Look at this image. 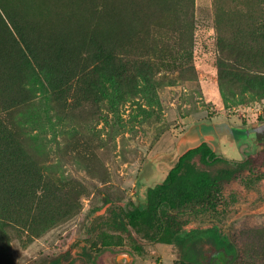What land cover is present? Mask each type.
Wrapping results in <instances>:
<instances>
[{
  "label": "rangeland",
  "instance_id": "374dc122",
  "mask_svg": "<svg viewBox=\"0 0 264 264\" xmlns=\"http://www.w3.org/2000/svg\"><path fill=\"white\" fill-rule=\"evenodd\" d=\"M258 6L0 0V119L24 155L22 174L0 175V264H182L121 213L202 142L235 161L264 147V34L247 31ZM210 228L238 247L231 263L264 264V181L232 185L186 232ZM205 248L196 259L215 264Z\"/></svg>",
  "mask_w": 264,
  "mask_h": 264
},
{
  "label": "trees",
  "instance_id": "16d2710c",
  "mask_svg": "<svg viewBox=\"0 0 264 264\" xmlns=\"http://www.w3.org/2000/svg\"><path fill=\"white\" fill-rule=\"evenodd\" d=\"M247 1L259 3L257 8L247 11V31L264 34V0ZM26 45L28 46L25 42ZM27 54H31L37 65L41 64L38 52L29 49ZM62 76L69 80L72 74L66 72ZM17 143L18 138L0 119V175H20L24 172L22 166L14 167L13 164H21L24 156L19 152ZM197 158L200 165L194 162ZM262 181L264 147L256 154L235 161L218 154L208 143L202 142L184 152L170 169L164 182L149 190L145 207H134L122 212V220L126 229L130 227L137 234L151 240L175 245L182 264H201L196 258L209 244L218 247L215 264H233L227 256L238 254L236 244L221 238L214 228L195 229L187 233L186 227L195 214L216 212L224 194L232 185L258 184ZM87 257L89 264H96L93 256ZM51 264L63 263L56 259Z\"/></svg>",
  "mask_w": 264,
  "mask_h": 264
},
{
  "label": "flooded vegetation",
  "instance_id": "af4514ba",
  "mask_svg": "<svg viewBox=\"0 0 264 264\" xmlns=\"http://www.w3.org/2000/svg\"><path fill=\"white\" fill-rule=\"evenodd\" d=\"M216 255V251L213 253V255L212 256H215Z\"/></svg>",
  "mask_w": 264,
  "mask_h": 264
}]
</instances>
